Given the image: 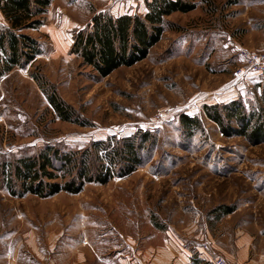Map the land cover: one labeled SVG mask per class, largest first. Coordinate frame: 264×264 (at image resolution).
Returning a JSON list of instances; mask_svg holds the SVG:
<instances>
[{
	"label": "rangeland",
	"instance_id": "obj_1",
	"mask_svg": "<svg viewBox=\"0 0 264 264\" xmlns=\"http://www.w3.org/2000/svg\"><path fill=\"white\" fill-rule=\"evenodd\" d=\"M144 1L50 0L40 25L19 32L40 54L0 78V162L34 156L46 145L75 152L111 136L150 132L153 139L139 150L142 165L133 172L115 171L77 194L11 196L0 177L3 258L97 264L117 249L130 256L156 251L160 232L189 250L193 262L201 260L199 250L233 256L246 240L250 257L264 253V79L235 72L241 50L264 47L248 45L244 5L194 0V10L165 18L144 59L106 77L70 54L74 34L93 15H141ZM52 92L87 126L61 121L48 103ZM203 105L230 112L222 109L220 126ZM239 107L250 128L228 116ZM181 115L198 118L200 127L188 131ZM225 208L232 212L224 215Z\"/></svg>",
	"mask_w": 264,
	"mask_h": 264
},
{
	"label": "trees",
	"instance_id": "obj_2",
	"mask_svg": "<svg viewBox=\"0 0 264 264\" xmlns=\"http://www.w3.org/2000/svg\"><path fill=\"white\" fill-rule=\"evenodd\" d=\"M192 1L145 0V10L141 15L113 17L104 12L93 15L88 27L74 34L70 54L81 61V66L91 68L99 77H106L119 67L132 66L144 59L148 50L160 41L165 18L176 12L192 11L196 7ZM49 3L50 0H0V12L7 24L0 27V78L15 66H20L21 61L27 63L40 54L36 41L19 32L37 28L39 17ZM47 98L61 121L87 126L54 92ZM228 107L203 105V112L221 126V111L230 112ZM234 111L233 114L227 113L228 116L233 115L242 126L241 108ZM180 122L188 131L201 125L198 118L187 115H181ZM244 126L245 129L250 128L249 124ZM152 139L150 132H138L123 139L111 136L104 141L91 142L89 147L75 152H62L46 145L34 156L0 162V177L11 196L30 194L49 198L59 192L77 194L85 184H105L115 171L121 176L133 172L142 165L139 150H143ZM223 210L224 215L232 212L230 208Z\"/></svg>",
	"mask_w": 264,
	"mask_h": 264
},
{
	"label": "crops",
	"instance_id": "obj_3",
	"mask_svg": "<svg viewBox=\"0 0 264 264\" xmlns=\"http://www.w3.org/2000/svg\"><path fill=\"white\" fill-rule=\"evenodd\" d=\"M239 1L242 3V5H244L243 8L245 9V32L252 33V40L250 39V43H248V45L264 47V0ZM192 2L195 3L194 0ZM0 17H2L1 12ZM222 36L225 39L227 34L222 33ZM229 40L234 44L239 45L234 39H232L231 36L229 37ZM157 236L162 239L163 242L156 251L146 248L142 251L141 256H130L128 252H125V255L120 254V250L117 249L110 251L111 254L108 256L99 259L97 264H212L211 261L214 256H218L214 253L208 254L207 252L203 253V251L201 252L199 250L198 258L201 260L199 262H193L192 253L189 250L184 249L178 242L171 238L168 232L165 234L160 232L157 234ZM0 255H2L0 256L2 257V259H0V264H22L19 259L15 257V253L11 255L10 259L3 258V254ZM228 255L230 254L224 253V257L221 256L226 264H264V253H256L254 257H250L247 240L238 243L233 256ZM23 262L30 264L28 261Z\"/></svg>",
	"mask_w": 264,
	"mask_h": 264
},
{
	"label": "built area",
	"instance_id": "obj_4",
	"mask_svg": "<svg viewBox=\"0 0 264 264\" xmlns=\"http://www.w3.org/2000/svg\"><path fill=\"white\" fill-rule=\"evenodd\" d=\"M241 65L236 68L237 75H253L260 79H264V51L260 53L240 51ZM212 264H226L224 259L219 256H214Z\"/></svg>",
	"mask_w": 264,
	"mask_h": 264
}]
</instances>
